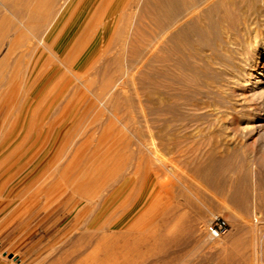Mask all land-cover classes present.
Wrapping results in <instances>:
<instances>
[{
	"label": "bare ground",
	"instance_id": "obj_1",
	"mask_svg": "<svg viewBox=\"0 0 264 264\" xmlns=\"http://www.w3.org/2000/svg\"><path fill=\"white\" fill-rule=\"evenodd\" d=\"M77 1L11 0L6 4L7 0H0V4L6 7L5 10H8V13L17 20L16 25L2 19L0 27L3 25L7 27L8 31L20 32L18 38H14L15 34L7 36L9 39L13 36L14 39L12 38L9 43L10 50L7 55L3 54L4 58L1 56L3 59H0V69L9 68L8 78L11 79L17 75L20 78L19 84L9 80L2 85L4 89L0 94V113L5 108V116L0 124L1 130H6L5 127L8 125V127L14 128L21 124L24 129L29 125H34L40 110L49 101L52 102L48 110L44 112L43 121L50 110L55 108L54 114L46 124L48 127H59L70 116H72V120L76 109L73 108L72 101L65 104L64 78L67 72L74 75L75 66L81 53L92 47L95 51L102 50L101 53L104 54L116 50L118 55L113 59L110 57L113 64L121 67L125 60L131 66V76L127 72L125 74L130 76V79L136 76L135 73L138 76L142 91L141 104H139L142 105V110L146 111L143 114L146 129H143L145 131L141 136L142 145H139V155L141 161L145 163L149 182L152 176L157 178L168 172L172 175L178 173L175 172L177 165L174 167L176 168L174 172L168 168L166 164L168 158L166 157L169 156H166L162 151L171 143H174L175 146L181 137L171 140L165 137L166 132L189 127H205L207 124V128L215 129L216 132L231 126L235 127V131L246 130L264 133V41L262 40L264 38L261 39L258 34L255 35L251 28L254 23L251 20L254 18L256 20L263 14L264 8L262 7V9L258 5V0H123L125 4L123 8L128 13L126 14L127 18L121 19L122 21L111 19V15L116 10V2L122 0H99L94 9L95 12L105 11L109 15L99 18L93 24L87 23L85 29L89 27V30L85 34H81L72 50L64 56L55 50L49 40ZM262 2L264 3V1ZM5 10L3 8V11ZM24 28L28 33L23 32ZM107 41L108 43L104 47ZM19 49L22 51L18 52L16 59L14 56V58L11 57L14 59L12 61L14 63H8L10 56ZM45 56L46 58H44ZM106 60L108 61V59ZM55 61L66 69L65 73H60L62 71L59 67L54 74H50L51 69L48 70V67L56 66ZM262 61L263 63L259 66ZM106 63L105 61L104 64ZM108 65H104L106 69ZM102 71L100 74L99 69L98 75L100 74L101 79L97 80L98 91H95L96 99L101 107L97 106L96 108L99 111L107 110L115 116L122 114L121 109L125 107L124 101L127 100L125 98L127 96L120 87H124L125 81L123 82L122 77H118L119 80L115 77L117 74L121 76L123 71L119 70L118 73L110 67ZM98 75H95L96 79ZM29 77L36 79L30 87H28ZM45 77L46 86L33 97L34 91ZM24 78H27L26 82H24ZM132 81L130 80L134 84L135 82ZM41 96L42 98L37 103ZM225 116L228 122H223L224 119H221ZM69 124L70 122L56 145V148L66 152L65 155L62 151L60 152L65 160L63 159L64 161L59 164L58 161H53L49 168L53 165V170L50 171L54 172L46 175V179L39 181L38 189L31 195V199L36 205L42 201L46 209L58 206L60 209L68 210L70 214L76 211V220L74 225L72 224V229H75L76 233L77 230L82 229L84 235L89 237L95 235L92 228L98 222H102L99 230L108 228L107 230L116 231L119 235L134 229H138L142 233L150 230V236L155 238V244L165 247L163 256L166 257L170 252L167 248L172 249L173 245L177 248L184 247L191 243L190 238L186 236L201 229L203 212H199L198 217L186 212L181 214L177 217L173 227L166 231L162 230V225L155 221L154 216L150 222H146L147 212L163 216L165 217V219L162 217L163 221L167 222L174 220L180 211L179 207L169 213L166 210L155 208V205L166 204V196L172 195L174 189L176 190V187L174 188L173 185L164 181L158 184L154 183L145 193L144 201H150L152 198L153 205L146 208L142 214L136 211L131 216L132 218L127 220L133 209L130 210L124 203L118 204L121 189H118V186L129 172H125L123 167L116 162L113 165H104L91 171L82 168L81 158L84 151L78 146L76 129ZM212 149L214 150V148ZM219 149L218 147L217 150L219 151ZM183 150L186 151L187 148ZM213 150H208L207 153L202 152L203 155H199V158L193 161L190 168L192 172L189 173H193L199 179L198 181L207 184L215 192L222 195L227 194L226 198L231 206L240 211H246L250 207V195L252 194L250 188L254 186V184L251 186L253 168L251 170L248 165L244 164L240 166L235 164V166L234 163H231V158L228 155L230 152H226L228 156L219 158L217 151ZM221 151L222 149H220ZM180 159L183 158L180 157ZM172 160L171 162L174 163L176 159ZM186 162L185 160V164ZM249 162L247 161V163ZM168 165L171 164L168 162ZM184 168L187 169V166ZM233 175L236 177L233 178ZM257 177H259L258 174ZM254 182H256L255 191H263L262 180H259L258 183L255 180ZM176 192L178 193L177 190ZM259 192L257 197H259L260 203H264L262 195L264 192ZM26 194L24 191L18 193L14 190L7 202L1 200L3 198L1 195L0 207L15 209ZM201 197L202 193L197 194V201H200ZM29 199L28 201H30ZM82 201L86 202L88 211L82 212L78 208ZM195 202L193 198L186 199L185 205L189 206ZM233 207L232 209H234ZM18 212L22 213V210ZM18 212L16 213L18 214ZM16 218L20 219L19 214ZM179 232L185 233V238H172L171 235ZM144 237L146 236L144 235ZM59 243L62 244L63 241L60 240ZM237 243L235 242L236 245ZM60 247H52L48 255L41 259V262L39 261V264H71L80 256L77 250L58 252ZM95 249L97 248L95 247ZM116 250L114 249V251ZM94 254H96L95 250Z\"/></svg>",
	"mask_w": 264,
	"mask_h": 264
},
{
	"label": "rangeland",
	"instance_id": "obj_2",
	"mask_svg": "<svg viewBox=\"0 0 264 264\" xmlns=\"http://www.w3.org/2000/svg\"><path fill=\"white\" fill-rule=\"evenodd\" d=\"M10 1L11 0H7L5 3L7 4ZM98 1L99 0H78L75 2L69 15H67V17L56 28L49 43L53 45L56 42L58 44L57 49L62 52L66 49L72 50L81 34L83 35L89 30V27L88 29H85L87 23L93 24L95 21L99 20V18L107 17L109 15L106 14L105 11L102 13L100 11L95 12L94 9L98 5ZM262 1L264 0H258V5L261 8H264V3ZM1 6L2 5L0 4V21L5 19L10 21V23L12 22L11 24L17 25L15 17L12 14H9L8 10H5L6 7ZM123 7H125L123 0L117 1L115 6L116 10L114 14L111 15V19H126L128 11ZM3 8L5 11H3ZM122 10L125 11L122 13ZM251 22H254L252 23L251 28L255 35L258 34V37L261 39L264 38V10L259 18L256 20L254 18ZM6 32L9 33L7 34ZM23 32L28 33L25 28L23 29ZM19 33L20 32H16V30L8 31L7 27L3 25L0 27V44L2 45L3 43V47L0 45L1 60L9 52V43L13 38L12 36V38L9 39L7 36H9V34H15L16 36H14V38H18ZM91 35H93L92 32ZM6 38H8L7 41ZM262 40L264 41V39ZM107 43L108 41L105 43L104 47H106ZM20 50L22 51V49H19L15 52L16 54L14 53L10 56L9 60L11 61L8 60V63H14L12 62L14 59L11 57L14 56L16 59L18 52H21ZM101 51H95V54L88 62L76 63L74 75L67 72V75L64 78L65 104L72 101L71 104H73V108L76 109L75 115L72 119L73 121L71 120L72 116H70V118H68V120L61 126L48 127L46 124L54 114L55 108L54 107L50 110L43 121L44 112L48 110L52 102L49 101L40 110L34 125H29L25 129L21 124L16 125L14 128H10L8 125L5 127L6 130L0 129V197L1 195L3 197L1 200L7 202L14 190L18 193L21 191L27 193L24 195L21 202L16 205L15 209L0 207V264H39L42 261L41 259H44L54 246H61L60 249H58V252H61V250H77L79 252L80 256L78 259L72 261L71 264H264V203H260L259 197H257L259 191H255L256 182H254L255 180L258 183L259 180H262L264 185V161H262L264 159V133L259 131L250 132L246 130H242L243 132L235 131V127L231 126L228 129H222L220 132H216L215 129L207 128V124H205V127H189L186 129H175L166 132L165 137L168 139L173 140V138L179 139L181 137L179 139L180 144L175 143L176 145L174 146V143H171L162 151L166 156H169H165L168 158L166 160L168 168H171L170 170H173V172L177 168L175 172H178L179 174L175 173L173 175L180 176H177L176 178V176L174 177L168 172L157 178L152 176L149 182L146 176L145 163L141 161L139 155V145H142L141 136L145 131L143 129H146V124L143 120V114H145L146 111L142 110V105H140L142 99L141 84L139 83L138 76L135 72L133 73H135L134 75L136 76L130 79L131 66L125 60L122 62L121 67L113 64V60L111 59L118 55L116 54V50L113 51L115 53L111 52L109 54L101 53ZM110 57L112 58L110 59ZM44 58H46V56ZM106 59H108V61ZM105 61L107 62L106 64H104ZM55 63L56 66L48 67V70L51 69V75L54 74L59 67L62 71L60 73L63 74L66 72V69L58 62L55 61ZM110 63L111 66H109ZM262 63L263 61L259 63V66H261ZM104 65H108V68L115 69L117 72L119 70L123 71L121 76H118L119 74L116 72L117 75L115 79L122 77L123 82L125 81L124 87H120L122 88V91H124L125 96H127H124L127 99L124 101L125 107L124 109H121V112L124 114H117L115 116L107 110L99 111L96 108L97 106L101 107L99 101L96 99L95 91H98L97 80L100 81L101 79L99 75L103 72L102 70L108 69H106ZM99 69L100 74L98 75ZM89 71L91 72L89 73ZM0 72V88L3 83L9 82V80L16 81L19 84V75L12 77L11 79L7 77V75L10 74L9 68H1ZM126 72L129 73L128 75L130 76H127ZM94 74L98 75L97 79ZM35 77L28 78V87L34 84L33 82L36 80ZM125 77L126 79H124ZM119 79L120 78L117 80ZM93 80H95L96 83L93 82ZM130 80H133L135 83H131ZM26 81L27 78H24V82ZM46 82L47 80L45 77L40 82L38 88L34 91L33 97L44 89ZM94 85L97 87L95 88ZM3 87L0 89V94L2 93V89H4ZM41 98L42 96L37 100V103ZM4 110L5 108L0 113V124L5 116ZM225 117L221 119H224L223 122H228L227 117ZM69 122V125H72V128L74 127L76 129L75 134L77 135L78 146L84 151L81 158L82 168L91 171L104 165H113L116 162L123 167L125 172H129L124 181L118 186V189L121 188L118 196V204L124 203V205L130 210L133 209L128 215L127 220L136 211L142 214L146 208L153 205L152 198H150V201H144L145 193L150 190V186L152 187L154 183L158 184L164 181L173 185L174 188L176 187L178 193L174 189L172 195L170 194L166 196V204L155 205V208L158 210H166V212L169 213L176 207H179L180 211L177 213L174 220L167 222L163 221V218L165 219V217L147 212L145 218L146 222H150V219L154 216L155 221L162 225V230L166 231L173 227L177 217L181 214L186 212L189 215L191 214L198 217L199 212H203V220L200 225L201 229L194 234L191 233L186 236L187 238H190L191 243L184 247L177 248L173 245L172 249L170 247L167 248L171 253L169 252L168 257H166L163 256L165 247L155 244V238L150 236V230L142 233L141 231H138V229H134L123 235H119L116 231L107 230L108 228L99 230L102 222H98L94 228H92L95 235L89 237L88 235H84V230L82 229L77 230V233L75 232V229H72L76 220V211L70 214L68 210L60 209L58 206L46 209L44 208L45 206H43L44 204L42 201L36 205L32 201L31 195H33L38 189L40 185L39 181L44 178L46 179L48 175L54 172L50 171L51 169L53 170V165L49 168L53 161H58L59 164L61 161L63 162L65 160L64 156L62 157L61 155H65L66 152L64 153V150L56 148V145L59 137L64 132ZM189 132L191 136L193 135L192 137ZM183 147L187 148L188 151L186 150V152L183 150ZM218 147L222 149L221 152L220 149L219 151L217 150ZM174 148H177V151ZM211 148H214V150L217 151L219 158L229 155L231 163H234V165L236 164L237 166H240L241 164H244L246 166L248 165L251 170L253 168L254 171H252V176L256 177L251 178V186L253 184L254 186L250 188L252 194L250 195L249 210L240 211L238 208L231 206L226 198L227 194H223L224 197L222 194L212 190L207 184L198 181L199 179L196 178L193 173H189L192 172L190 168L192 167L191 165L193 164V161L197 160L199 155L202 156L204 152L207 153L208 150L212 151L213 149L211 150ZM61 151L63 154H60ZM226 152L230 153L227 155ZM172 153H176L174 154L175 156L171 155ZM180 157L183 159H180ZM188 157H190L191 160ZM173 158L176 160L178 159L177 161L174 160L175 164L172 163ZM185 160L187 162L191 161V163L187 164L186 162V165ZM246 160L248 162L251 161L252 163H247ZM168 162L171 165H168ZM175 166L176 168H174ZM186 166L187 169L184 168ZM46 172H49V174ZM257 174L259 177H257ZM232 177L234 178L236 175H233ZM183 181L186 182L184 183ZM179 182H181V186L179 185ZM262 192H264V188L263 191L261 190L259 193ZM200 193H202L201 200L197 201L196 196L197 194L200 195ZM262 195L264 196V193H262ZM192 198L196 202L186 206L185 200ZM28 199L30 201H28ZM226 200L227 202H224ZM86 205V202L82 201L78 208L81 209L82 212L88 211ZM232 207L234 209H232ZM20 209L22 210V213L18 212L21 211ZM16 212H18L20 219L16 218L18 215ZM216 217L224 218L230 225V231L221 240L214 241L209 237L208 231L211 222ZM74 232L77 234V237L74 235ZM144 235L147 238L144 237ZM171 236L172 238L182 239L185 238V233L179 232ZM60 240H62L64 244H60ZM99 241L102 242L100 243ZM113 242H115V245L117 246H115ZM235 242H238L237 245ZM95 247L97 249H95ZM66 248L69 249L67 250ZM93 249L96 254H94ZM114 249L117 250L114 251ZM99 251L100 253H98ZM58 252L56 251V253ZM103 257L106 258L104 259ZM93 259L95 260L93 261ZM105 261L108 262L105 263Z\"/></svg>",
	"mask_w": 264,
	"mask_h": 264
},
{
	"label": "built area",
	"instance_id": "obj_3",
	"mask_svg": "<svg viewBox=\"0 0 264 264\" xmlns=\"http://www.w3.org/2000/svg\"><path fill=\"white\" fill-rule=\"evenodd\" d=\"M230 231V225L222 217H216L209 226V237L211 239H220L226 236Z\"/></svg>",
	"mask_w": 264,
	"mask_h": 264
},
{
	"label": "crops",
	"instance_id": "obj_4",
	"mask_svg": "<svg viewBox=\"0 0 264 264\" xmlns=\"http://www.w3.org/2000/svg\"><path fill=\"white\" fill-rule=\"evenodd\" d=\"M57 45L58 44L56 42L53 44V46L55 47V50H57L64 56H66L71 51V50L66 49L64 52H62L61 50L57 49ZM94 54H95V50H93L92 47L88 48L86 51L81 53L80 57L77 60V63L88 62L93 57Z\"/></svg>",
	"mask_w": 264,
	"mask_h": 264
}]
</instances>
